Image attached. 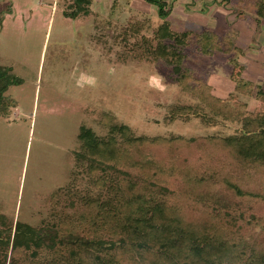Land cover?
<instances>
[{"label": "trees", "instance_id": "16d2710c", "mask_svg": "<svg viewBox=\"0 0 264 264\" xmlns=\"http://www.w3.org/2000/svg\"><path fill=\"white\" fill-rule=\"evenodd\" d=\"M147 1L156 6L159 23L152 27L149 15L132 14L114 41L123 46L124 61L164 64L171 82L194 99L164 104L162 122L197 119L212 129L234 124L235 132L137 134L113 112L102 110L97 122L106 133L81 123L75 151V173L98 193L81 192L75 184L52 192L45 200L50 215L37 225H14L0 213V264H264V232L248 231L240 222L244 214L225 209L229 203L218 193L226 186L254 197L240 181L249 185L264 179V79L246 78L245 65L231 55L245 50L235 25L223 35L178 30L168 18V0ZM214 2L231 7L238 19L264 21V0ZM87 4L70 0L64 14L74 19L87 15ZM193 51L225 55L234 89L226 96L215 94L201 68L191 63ZM23 82L12 66L0 64V117L18 103L8 89ZM194 152L229 160L206 165ZM192 186L205 193L193 197L188 192ZM181 198L200 204V219L186 214Z\"/></svg>", "mask_w": 264, "mask_h": 264}, {"label": "rangeland", "instance_id": "374dc122", "mask_svg": "<svg viewBox=\"0 0 264 264\" xmlns=\"http://www.w3.org/2000/svg\"><path fill=\"white\" fill-rule=\"evenodd\" d=\"M69 3L70 0H0V64L12 66L24 79L8 89L7 94L18 103L0 117V213L14 225L17 221L37 225L49 217L46 198L70 184L81 192L98 193L84 175L75 173V151L81 123L91 125L99 134L106 133L97 122L102 110L113 112L137 134L157 135L173 130L194 136L215 129L230 133L237 128L223 124L212 129L197 119L189 123L162 122L164 104L194 99L171 82L164 64L124 61L123 46L114 41L132 14L149 15L152 27L156 26L160 18L154 4L147 0H88L89 13L74 19L64 14ZM175 12L170 13L174 27L180 28L176 18L186 19ZM244 23L239 21L237 25L246 33ZM240 44L244 45L242 41ZM246 53L239 59L248 72L257 64L262 66L257 59L264 60L263 50L253 54L252 49H247ZM190 57L215 92L226 95L234 83L229 76L231 65L222 54L193 52ZM242 97L249 103L253 101L250 96ZM194 154L206 165L208 161L218 165L229 160L226 155ZM203 170L207 171L206 166ZM240 183L257 196L242 197L220 186L222 201L229 203L225 209L243 213L245 219L240 222L248 231L264 232V179L249 185ZM198 191L205 193L204 188L196 186L188 192L194 197ZM181 199L186 214L200 219V204Z\"/></svg>", "mask_w": 264, "mask_h": 264}, {"label": "crops", "instance_id": "0c3cea01", "mask_svg": "<svg viewBox=\"0 0 264 264\" xmlns=\"http://www.w3.org/2000/svg\"><path fill=\"white\" fill-rule=\"evenodd\" d=\"M213 1L214 0H169V3L171 5V9H172L171 13H173L176 10L175 14L176 15L181 14L182 16L185 17L186 20H179L176 18V21H178L181 24L180 28H176V27H174V22L172 20L171 14L169 15L168 18L171 21L173 27L178 29V30L191 29V30H194L195 32H199V31H203V30H213L220 35H223L227 31L229 25L233 24L240 30V35L238 37V44L242 48H244L245 50H244L243 54H239L238 52H235L237 55L231 54L232 56L240 58V56H244L247 54L246 53L247 49H249V50L252 49L254 52L253 54H255V53L257 54L258 51H260V49L263 50V52H264V21H262L260 23V25H258L257 21L254 18H250L248 20L238 19L231 7H227L225 5H220V4L215 3V2L213 3ZM170 16H171V18H170ZM239 21L245 22L243 25H245V30H247V32L249 31V33H247V32L246 33L244 32L245 34L243 33V31H242L243 29H241L237 25V23ZM192 26H195L196 28H199V29H195ZM241 41L244 43V45L240 44ZM258 44H260V46ZM256 50H258V51H256ZM193 52H195V51H193ZM195 53H197V52H195ZM191 54H190V56H191ZM216 55H214V56H216ZM222 56L224 57L225 61L227 62L226 56L223 54H222ZM257 60L264 67V60L261 58H259ZM240 62L243 63L241 60H240ZM262 66H258V64H257L256 67H254L253 71L248 72L247 67L245 65V71H244L243 75L248 79L257 81L253 78L247 77V75H246V74H251L255 77H259L260 80L262 81L264 79V70H262ZM231 70H232V68H231ZM230 74H231V71H230ZM230 79H231V77H230ZM212 86H213V84H212ZM233 89H234V85L232 87H230L228 93L231 92ZM213 91L215 94H217L219 96H226L228 94L227 93L226 95H220V94L216 93L214 86H213Z\"/></svg>", "mask_w": 264, "mask_h": 264}]
</instances>
